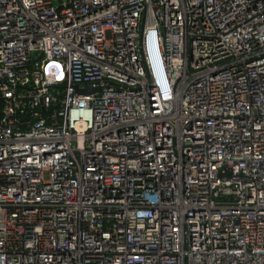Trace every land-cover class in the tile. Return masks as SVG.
Instances as JSON below:
<instances>
[{
    "label": "built area",
    "instance_id": "1",
    "mask_svg": "<svg viewBox=\"0 0 264 264\" xmlns=\"http://www.w3.org/2000/svg\"><path fill=\"white\" fill-rule=\"evenodd\" d=\"M0 264H264V0H0Z\"/></svg>",
    "mask_w": 264,
    "mask_h": 264
},
{
    "label": "clouds",
    "instance_id": "2",
    "mask_svg": "<svg viewBox=\"0 0 264 264\" xmlns=\"http://www.w3.org/2000/svg\"><path fill=\"white\" fill-rule=\"evenodd\" d=\"M147 55H148V59H149L153 73L155 75H159L161 73L160 68H159V62H160L161 57L158 54V52L154 50L150 41H148L147 43Z\"/></svg>",
    "mask_w": 264,
    "mask_h": 264
},
{
    "label": "water",
    "instance_id": "3",
    "mask_svg": "<svg viewBox=\"0 0 264 264\" xmlns=\"http://www.w3.org/2000/svg\"><path fill=\"white\" fill-rule=\"evenodd\" d=\"M97 89H88V90H85L84 92H87V93H89V92H94V91H96ZM79 91H81L80 89H79ZM82 92V91H81Z\"/></svg>",
    "mask_w": 264,
    "mask_h": 264
}]
</instances>
